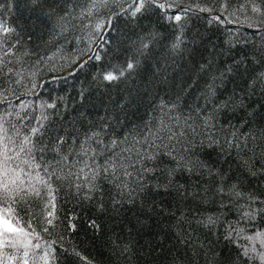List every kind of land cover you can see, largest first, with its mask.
<instances>
[{
    "label": "snow or ice",
    "instance_id": "1",
    "mask_svg": "<svg viewBox=\"0 0 264 264\" xmlns=\"http://www.w3.org/2000/svg\"><path fill=\"white\" fill-rule=\"evenodd\" d=\"M97 245L264 264V0H0V264Z\"/></svg>",
    "mask_w": 264,
    "mask_h": 264
},
{
    "label": "trees",
    "instance_id": "2",
    "mask_svg": "<svg viewBox=\"0 0 264 264\" xmlns=\"http://www.w3.org/2000/svg\"><path fill=\"white\" fill-rule=\"evenodd\" d=\"M251 31L252 30H248V32L245 33L244 35L246 37H250ZM83 76H84L83 73H77L78 79H83ZM74 83H78V80H73L72 78H69L68 83L61 84L60 87L61 89H68L69 91H71L72 89L70 85ZM81 238L83 237L81 236ZM86 254H89L90 256H94L97 259V261H99V264H108L106 250L100 248L98 245L95 248L88 247L86 249Z\"/></svg>",
    "mask_w": 264,
    "mask_h": 264
}]
</instances>
